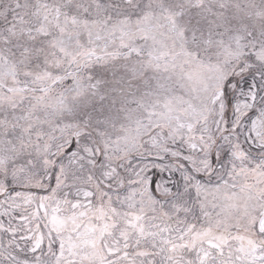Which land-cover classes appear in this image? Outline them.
Wrapping results in <instances>:
<instances>
[{
	"label": "snow or ice",
	"instance_id": "snow-or-ice-1",
	"mask_svg": "<svg viewBox=\"0 0 264 264\" xmlns=\"http://www.w3.org/2000/svg\"><path fill=\"white\" fill-rule=\"evenodd\" d=\"M0 264H264V0H0Z\"/></svg>",
	"mask_w": 264,
	"mask_h": 264
}]
</instances>
